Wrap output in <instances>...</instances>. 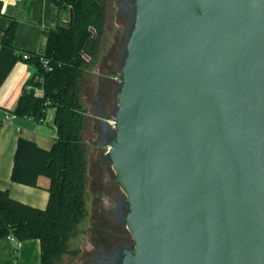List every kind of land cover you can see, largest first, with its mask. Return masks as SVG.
<instances>
[{
	"label": "water",
	"instance_id": "95a60500",
	"mask_svg": "<svg viewBox=\"0 0 264 264\" xmlns=\"http://www.w3.org/2000/svg\"><path fill=\"white\" fill-rule=\"evenodd\" d=\"M116 76L122 264H264V0H137Z\"/></svg>",
	"mask_w": 264,
	"mask_h": 264
},
{
	"label": "trees",
	"instance_id": "16d2710c",
	"mask_svg": "<svg viewBox=\"0 0 264 264\" xmlns=\"http://www.w3.org/2000/svg\"><path fill=\"white\" fill-rule=\"evenodd\" d=\"M48 1L58 9H71L72 23L50 29L45 52H26L28 58L23 59L14 45V20L0 44V86L14 64L23 60L36 72L26 82L14 114L42 122L48 109L55 110L56 138L51 148L42 149L20 137L11 176L12 181L30 186L37 184L39 176H47L49 199L41 209L0 190V239L12 236L16 245L39 239L41 264H57L64 255L78 254L70 239L86 215L87 150L82 139L86 109L81 83L101 53L110 0ZM36 89L43 90L41 97Z\"/></svg>",
	"mask_w": 264,
	"mask_h": 264
},
{
	"label": "crops",
	"instance_id": "0c3cea01",
	"mask_svg": "<svg viewBox=\"0 0 264 264\" xmlns=\"http://www.w3.org/2000/svg\"><path fill=\"white\" fill-rule=\"evenodd\" d=\"M14 20V45L17 54H42L46 50L49 30L58 24H68L69 11L58 9L48 0H0V44L4 31ZM105 41L104 36L101 53L81 83L82 102L86 109L82 139L91 154H97V149L106 153L105 141L97 139L98 119L105 117L95 114V100L99 99L98 104L102 103L101 115L108 116L119 84L116 65H113L108 55L114 42L110 41L108 47H105ZM35 72L34 66L18 60L0 86V190L8 191L17 201L44 209L49 199L50 179L47 176H39L35 186L16 183L11 179L20 137L34 141L46 150L51 148L56 138L53 108L48 109L46 119L42 122L14 114L23 88ZM35 94L41 97L43 90L36 89ZM0 264H41L39 239H27L17 245L9 237L0 239Z\"/></svg>",
	"mask_w": 264,
	"mask_h": 264
},
{
	"label": "flooded vegetation",
	"instance_id": "af4514ba",
	"mask_svg": "<svg viewBox=\"0 0 264 264\" xmlns=\"http://www.w3.org/2000/svg\"><path fill=\"white\" fill-rule=\"evenodd\" d=\"M112 1L116 10L115 23L122 28L113 33L114 43L108 51L113 65H116L121 48L134 25L137 0ZM94 167L93 187L96 188V194L90 224L85 233L90 245L83 251L79 264H122L126 253L136 247L126 224L129 208L127 196L116 180L111 163L104 156Z\"/></svg>",
	"mask_w": 264,
	"mask_h": 264
},
{
	"label": "rangeland",
	"instance_id": "374dc122",
	"mask_svg": "<svg viewBox=\"0 0 264 264\" xmlns=\"http://www.w3.org/2000/svg\"><path fill=\"white\" fill-rule=\"evenodd\" d=\"M115 8L114 3L111 0L109 4V11H108V23H107V33L105 35V47H108L110 41H113L112 35L114 32L121 30L122 28L118 26L115 22ZM87 150V149H86ZM106 154V153H105ZM105 154L103 150L97 149L96 152L90 153L89 150H87V181L89 182V185L87 186V206H86V215L83 219V221L79 224L76 231L74 232L72 238L70 239V247L72 249L78 250V254L76 256L71 255H64L60 262L57 264H79L81 255H83V251L89 248V242L86 239L85 233L86 230L89 227L90 224V215L93 211V203L95 200V194H96V188L93 187V175L95 173L94 166L97 164V162L104 156ZM79 249L80 252H79Z\"/></svg>",
	"mask_w": 264,
	"mask_h": 264
},
{
	"label": "built area",
	"instance_id": "2783aa9c",
	"mask_svg": "<svg viewBox=\"0 0 264 264\" xmlns=\"http://www.w3.org/2000/svg\"><path fill=\"white\" fill-rule=\"evenodd\" d=\"M22 58H23V59H27V58H28V53H24V54L22 55ZM45 63H47V62H45ZM109 123H110L112 126H114L115 121H114L113 119H110V120H109ZM106 151H107V150H106ZM8 237H9V239H10L11 241H13L14 243H16L14 237H12V236H8Z\"/></svg>",
	"mask_w": 264,
	"mask_h": 264
}]
</instances>
